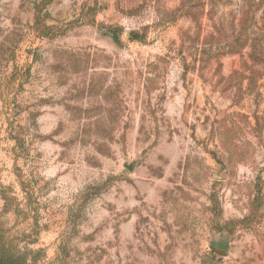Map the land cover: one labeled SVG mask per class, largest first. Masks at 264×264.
I'll list each match as a JSON object with an SVG mask.
<instances>
[{"label": "rangeland", "instance_id": "obj_1", "mask_svg": "<svg viewBox=\"0 0 264 264\" xmlns=\"http://www.w3.org/2000/svg\"><path fill=\"white\" fill-rule=\"evenodd\" d=\"M264 264V0H0V258Z\"/></svg>", "mask_w": 264, "mask_h": 264}, {"label": "trees", "instance_id": "obj_2", "mask_svg": "<svg viewBox=\"0 0 264 264\" xmlns=\"http://www.w3.org/2000/svg\"><path fill=\"white\" fill-rule=\"evenodd\" d=\"M0 264H15V261L8 256L7 259L0 258Z\"/></svg>", "mask_w": 264, "mask_h": 264}]
</instances>
